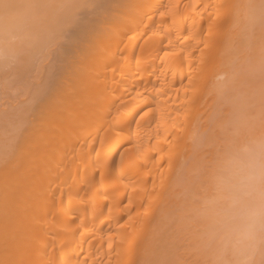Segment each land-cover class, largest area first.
Returning <instances> with one entry per match:
<instances>
[{"label": "bare ground", "instance_id": "obj_1", "mask_svg": "<svg viewBox=\"0 0 264 264\" xmlns=\"http://www.w3.org/2000/svg\"><path fill=\"white\" fill-rule=\"evenodd\" d=\"M11 76L26 85L0 110V264H153L194 173L229 206L205 203L214 226L181 194L202 235L228 234L212 264H264V0H2L0 92Z\"/></svg>", "mask_w": 264, "mask_h": 264}, {"label": "rangeland", "instance_id": "obj_2", "mask_svg": "<svg viewBox=\"0 0 264 264\" xmlns=\"http://www.w3.org/2000/svg\"><path fill=\"white\" fill-rule=\"evenodd\" d=\"M5 70L8 71L7 68H6ZM9 70H10V69H9ZM11 71H12V70H10V71L7 72V76H8V73H9V74L11 73ZM3 74H4V73H3ZM5 74H6V72H5ZM7 76L5 75V76H3V77H7ZM11 77H12V79H13L15 76H11ZM11 77H10V78L8 77L9 80H12ZM25 77H26V79H27V78L30 77V75H29L28 77H27V76H24L23 78H25ZM18 78H19V77H18ZM23 78H21L20 81H21V82H22V81H25V82H26L27 80H26V79H23ZM29 79H30V78H29ZM29 79H28V80H29ZM0 80H1V78H0ZM6 80L9 81L8 79H6ZM14 80H15V79H13L12 82L15 84L16 88H14L13 91H11L12 89H11V90H9V89H10V88H13V87H11V86H13L14 84H13V85L8 84V85H10V86L8 87V90L6 91L7 94H6L5 92H0L1 95H2V96L0 95L1 98L5 97V99L3 98V99L1 100V104H2V105H0V108H1L0 110H1V111L4 109V107L7 108V109H8V107H10V108L8 109V110H10L11 107H14V106L16 105V101H15V100H17L18 97H15V96L17 95V93H19V95H17V96H19V98H20V97H23V96H22L23 93L21 92L22 89H21V91H20V88H18V87H24V86L26 85V83H23V82H22V83L25 84V85L22 86L23 84H22V85L19 84V85H20V86H19L18 83H17L18 81H14ZM18 80H19V79H18ZM7 81H6V82H7ZM20 81H19V82H20ZM29 81H30V80H29ZM6 82H5V83H6ZM3 83H4V82H3ZM3 83H1L0 85H2ZM9 83H10V82H9ZM5 85H6V84H5ZM5 85H4V86H5ZM2 86H3V85H2ZM2 86H1V87H2ZM1 89H3V91L6 90L5 87H4V88H3V87L0 88V90H1ZM4 89H5V90H4ZM16 89H17L18 91H17ZM15 90H16V92H15ZM1 91H2V90H1ZM13 92H15L13 98H16V99H14L13 101H11L12 98H10V99H8V98H9V96H10V97L13 96ZM20 93H21V96H20ZM5 94H6V96H5ZM1 98H0V99H1ZM23 98H24V97H23ZM5 100H6L7 102H5ZM18 100H19L20 102L22 101V100H20V99H18ZM9 101H11V102H10V105L12 104V102H15V105H14V103H13L14 106H13V105L10 106L9 103H8ZM19 101H17V105H20V102H19ZM254 101H255V100H254ZM256 101H257V100H256ZM4 103H6V105H9V106H5ZM255 103H257V102H255ZM259 103H260V102H259ZM253 104H254V103H253ZM257 104H258V103H257ZM3 105H4V106H3ZM17 105H16L15 107H17ZM21 105H23V103H22ZM254 105H255V104H254ZM2 107H3V108H2ZM15 107H14V109H16ZM21 107H22V106H18L19 110L21 109ZM251 107H252V108H250V106H249L248 108H250V109H252V110L254 111V106H251ZM256 107H258V106H256ZM256 107H255V109H256ZM7 109H4L6 113L9 112ZM14 109H11L10 111H12V110H14ZM250 109H247L248 112H249ZM17 110H18V109H17ZM252 110H250V112L256 114V113L253 112ZM256 111H257V110H256ZM5 112H3V114H5V117H6V113H5ZM14 112H15V111H14ZM1 113H2V112H1ZM7 114H8V113H7ZM10 114H11V112H10ZM12 114H13V113H12ZM250 114H251V113H250ZM254 114H251L252 117L249 115L251 119H253V116H255ZM14 115H15V114H14ZM16 115H17V114H16ZM258 115H259V114H257V117H259V118L262 116V115H259V116H258ZM1 116H2V115H1ZM10 116H11V115H10ZM3 117H4V116H2V119H3ZM5 117H4V118H5ZM13 117H14V116H13ZM255 117H256V116H255ZM16 118L19 119V116L16 117ZM262 118H263V117H262ZM5 119H6V118H5ZM9 119H10V118H9ZM9 119H8V120H9ZM11 119H12V118H11ZM20 119H21V118H20ZM20 119H19V120H20ZM254 119H255V118H254ZM8 120H6V122H4V123L7 124V125H8V123H9V121H10V120H9V121H8ZM249 120H250V119H249ZM260 120H262L261 123L264 121V120L261 119V118L259 119V121H260ZM14 121H15V120H14ZM23 121H24V124L22 123V120H21L19 123H20V125L23 124L24 127H25V120H23ZM251 121H252V120H251ZM259 121H258V122H259ZM1 122H2V121H1ZM1 122H0V123H1ZM7 122H8V123H7ZM12 122H13V121H12ZM17 122H18V120H17ZM19 123H18V124H19ZM248 123L250 124V121H249ZM252 123H253V122H252ZM259 123H260V122H259ZM261 123H260V124H261ZM263 123H264V122H263ZM1 124H2V123H1ZM254 124H255V123H254ZM260 124H258L260 127H257V129H258V128H261V126H262V129H264V128H263V124H261V125H260ZM7 125H5V126H7ZM9 125H10V123H9ZM11 125H12V123H11ZM11 125H10V126H11ZM239 125H240V124H239ZM1 126H4V124L1 125ZM1 126H0V128H1ZM12 126H13V125H12ZM247 126H248V124H247ZM249 126H250V125H249ZM249 126H248V129L250 128ZM16 127H17V126H16ZM237 127H238V126H237ZM245 127H246V125L244 124V127L242 126V128H245ZM251 127H252V126H251ZM8 128H9V126H8ZM14 128H15V126H14ZM239 128H241V125L239 126ZM239 128H238V131H239ZM253 129H254V128H253ZM255 129H256V127H255ZM0 130H1V131H0V134H1L2 130L4 131L5 129H0ZM8 130H9V129H8ZM10 131H11V130H10ZM238 131L236 130V132H238ZM240 131H241V129H240ZM4 132H5V131H4ZM4 132H2V133H3V136H4V134H5ZM8 132H9V131H8ZM243 132H244V131H243ZM234 133H235V132H234ZM238 133H239V132H238ZM238 133L236 134V135H238V137H239L240 135H242V133H241V134H240V133L238 134ZM5 135H6V134H5ZM230 135H231V134H230ZM232 135H233V134H232ZM232 135H231V136H232ZM236 135H235V136L233 135V141H234L235 139H236V141H237V142L234 141V142H233L234 144H238L239 142H241V141H242L241 137L244 136V135L240 136V141L238 142L239 139L237 140V138H235V137H237ZM1 136H2V135H1ZM10 136H11V135H10ZM10 136H9V137H10ZM221 137H222V136H221ZM3 138H5V137H3ZM3 138L0 139V140H2V144L0 143V146H1V145H2V146H3V145L5 146V144H6V143L3 144V142L5 141V140L3 141ZM6 138H7V137H6ZM243 138H244V137H243ZM8 139H9V138H8ZM8 139H6V140H8ZM219 139H220V138H219ZM220 140H221V141L223 140V143H224V138H223V137H222V139H220ZM225 140H226V139H225ZM218 141H219V140H217V142H218ZM6 142L8 143L9 141H6ZM219 142H220V141H219ZM219 142H218V143H219ZM218 143H217V144H218ZM221 143H222V142H221ZM214 145H215V144H214ZM222 145H223V144H222ZM222 145L220 144V146H219L220 148L217 146V147H218V150H220V149L222 148V147H221ZM2 146H1V147H2ZM4 146H3V147H4ZM215 146H216V145H215ZM215 146H214V148H215ZM3 147H2V148H3ZM217 147H216V148H217ZM196 175H197V176H196ZM195 176L198 177L199 179L196 178ZM199 176H200V177H199ZM199 176H198V174H195V173H194V175L191 176V178H190V181H193L192 178H194V181L197 179V181H195V183H194V185H193V186H195V185L197 184L195 188H193V186L190 187V185H189V187H190L191 189H194V191L192 190L193 193H192V192H191V193L188 192V190L190 191V188L187 187V189H188V190H187L188 194L185 192V191H186V188H185L184 191H182V192L179 194V196H177L179 199L176 198V200H177V199H178V200L181 199V200H180V203L182 202V203H185L186 205H188V202H189L188 199H186V201H185V197H186V196L183 197V195H181V194H184V192H185L184 195H187V196L189 195L190 198L193 196V197L191 198L192 201H190V202H191L193 205H194V204L197 205V202H198V205H199V204H200V205H199L198 207H197V206H192V208L197 207L198 210H199V209L201 210V208H203L201 211L207 209V210H205V211L202 212V213H205V214H204V216H205V215H209V214H210L209 212L212 213V212H213V211H212L213 208L216 207V210H217V207H218V204H219V203L216 202V201H214L215 196H214V197H208V198H210V199H207V197L204 199L205 196L203 197L202 194H206V192L203 193L204 191L201 192L200 190H197V189L199 188V186H201V185H202V187L200 188L201 190H202V188H204V186H207L206 183H204L203 180H201V175H200V174H199ZM195 178H196V179H195ZM191 179H192V180H191ZM199 180L201 181V185L199 184V186H198V183H197V182H198ZM200 181H199V182H200ZM187 182H188V181H187ZM202 182H203L204 185L202 184ZM185 185H187V183H186ZM197 187H198V188H197ZM204 189H205V188H204ZM189 193H190V194H189ZM196 193H197V194H196ZM200 193H201V195H198V194H200ZM193 194H194V195H193ZM195 194H196L197 197H195ZM191 195H192V196H191ZM189 196H188L187 198H189ZM198 196L201 197V198L203 197V198H202V200L204 199L203 202H202V200H201ZM194 197H195V198H194ZM193 198H194V199H193ZM197 198H199V200L196 202ZM211 198H213V199H212L213 202H212V205H210V206H211V207L213 206V208H209V207H207V204L210 203V201H212ZM195 199H196V200H195ZM183 200H184V201H183ZM194 200H195V203L193 202ZM208 200H209V201H208ZM204 201H205V202H204ZM207 201H208V202H207ZM214 202H216V203H214ZM205 203H207L206 206H205ZM227 203H228V202H227ZM192 204L189 203L190 206H191ZM201 204H203L202 207H201ZM210 204H211V203H210ZM213 204H214V205H213ZM216 204H217V205H216ZM186 205H181V204H179V206H181V207H179L180 209L178 208V210L181 212L182 215H183V213H187V212H190V210H192V209H190L191 207H190L189 205H188V206H186ZM208 205H209V204H208ZM184 207H185V209H184ZM187 207L189 208V211H187V210H188ZM206 207H207V208H206ZM223 207H224V206H223ZM226 207H229V206L226 205L225 208L223 209L222 206L219 205L218 209L222 208L223 210H225ZM204 208H205V209H204ZM208 208H209V209H208ZM186 209H187V210H186ZM194 209H196V208H194ZM197 209H196V210H193V211H195L194 213H193V211H191L192 213H189L190 215H189L188 217H183V216H181L180 212L177 211V210H176V213H175V214H177V215H176L177 217H176L175 219H174V217H171L173 213L170 215V217L173 218V219H172V222H173V223H172V226H171V224H170V223H171V218H169L170 221H169V220L167 221V222H170V223H168L169 226H168V225H165L166 228H164V231H166V232H163V233H162L161 238H162L163 240L160 238V241L162 240V243H159V245L161 244L160 246L158 245V248H160V247L162 248L163 246H165L164 249H166V250H164V249L160 250V249H161V248H160V249H158V250H160V252L157 251V252H158L157 254H159V255H162L161 252H162L163 250H164L165 252L167 251V254H169V255H167V254L165 255V252H164L165 257H164V256H161L160 259H163V260H160V263H159V262L156 263V261L159 260V257H158L159 255L156 256V257H155V261H154L153 264H162L161 261H162L164 264H168L170 261H171V262H170L169 264H175V263H176V264H184V262H186L187 264H188V263H189V264H207V263L210 262V263L212 264V257H213V256H211V254H214V255L216 254L215 251H213V248H214L215 245L217 244V243H216V240L218 239V236H217V235L220 236V234L218 233V234L216 235V236H217L216 239H214L215 237H214V238L212 237V234H213V233H211V236H210V237H207V236H206V235H208V234H206V231H205V234H206V235H205V234L202 235V234H203L202 232H204V231H203L204 229H202L201 227H204V226H205V224L203 225V223L205 222V219H204V221H203V220H197L198 217H201V216L203 215V214L201 213L200 210H199L200 212H199L198 214L201 213V214H202L201 216H199L198 214L194 215L195 213H197V211H198ZM210 209H211V210H210ZM227 209H229V208H227ZM216 210H214V212H213V214H212L213 218H212V217H209V220H211V219H212V220H213V219H214V220H218V217H219V216H220V218H221V213H220V211H219V213H220V215H219L218 210H217V213H218V214L215 212ZM230 210H231V209H229V211H230ZM182 211H183V212H182ZM206 211H207V213H206ZM229 211H228V212H229ZM177 212H179V214H180L179 217H180V218L178 217V213H177ZM231 212H232V211H230L229 213H231ZM226 213H227V210H226ZM229 213H228V215H231V214H229ZM214 214H217V215H219V216L215 217L216 215L214 216ZM186 215H188V214H186ZM186 215L184 214V216H186ZM191 215H192V216H191ZM193 215H194V217H193ZM228 215L226 214L227 217H229ZM196 216H198V217H196ZM181 217H183L184 219H182ZM207 217H208V216H207ZM177 218H178V219H177ZM185 218H186V220H185ZM188 218H189V220H188ZM216 218H217V219H216ZM176 219H177V220H180V221H178V223H177ZM190 219H195L197 222H196L195 220H190ZM200 219H202V218H200ZM224 219H226V218H224ZM173 220H174V221H173ZM183 220H184V221H183ZM214 220H213L214 226H215L216 224L219 226V224H220L221 222H223V219L221 220V222L217 221L216 223H215ZM229 220H230V219L226 220V225H228V223L231 224V222H230ZM182 221H183L184 223H183ZM188 221H189L190 223L192 222L193 224H194V222H195V224L198 223V225H196L197 228H195V226L193 227V224L191 225L190 223H187ZM227 221H228V223H227ZM179 222H180V223H179ZM201 222H202V223H201ZM206 222L209 223V221H206ZM206 222H205V223H206ZM186 223H187V224H186ZM213 223H212V224H213ZM174 224H175V226H173ZM183 224H186V225L190 224V226H186V225L183 226ZM195 224H194V225H195ZM210 224H211V223H210ZM210 224H206V225L210 226ZM212 224H211V226H212ZM224 224H225V222H224ZM177 225H178V226H177ZM201 225H203V226H201ZM220 225H221V224H220ZM222 225H223V223H222ZM226 225H224V226H226ZM167 226H168V227H167ZM176 226H177V227H176ZM181 226H182V227H181ZM191 226H192V227H191ZM199 226H200V227H199ZM211 226H210V227H211ZM218 226H217V228H215V229L212 230V231L214 232L215 230H218V229H219ZM224 226H222L223 229H221V231H223V230L225 229ZM173 227H176V228H173ZM183 227H184V228L186 227V228H185L186 230L184 229L183 232H182V231L180 232V229L182 230ZM232 227H233V226H232ZM232 227H231V228H232ZM169 228H172V230L169 229ZM231 228H230V229H231ZM165 229H166V230H165ZM206 229H207V228H206ZM210 229H212V227L209 228L208 230H210ZM192 230H193V231L197 230V231L199 232L198 237L200 236V234L202 235V238H201V239H202L203 241L201 242V241L198 240V241L200 242V243L198 242V243H199V244H198V245H199V248H201L200 245H202V243L204 242V236H205V240H206L207 238H209V239H208V240H209V243H210V244H213V243H214V245H211V246H210V244L207 242L208 246H206V247L203 249L204 252H203L202 250H201V251H198V250H200V249L197 248L198 246L196 247V249H198L197 251H195V252L192 251V252H191V250H192L193 248H195V245H196V244H194V242H192L193 244L191 245V243H190L189 241H190V239L194 240L195 237L197 236V231H195V235H196V236L190 238V237H191V236H190V233L193 232ZM225 230H228V227H227ZM187 231H189V232H187ZM200 231H201V232H200ZM230 231H232V230H230ZM230 231H229V232H230ZM186 232H187V233H186ZM207 232H211V231H207ZM218 232H219V230H218ZM225 232H227V231H224L223 234H225ZM185 233H186V234H185ZM221 233H222V232H221ZM164 234H165L166 236H165ZM169 234L172 235V236L169 238L170 241H169V239L167 238V237L170 236ZM182 234H183V235H182ZM184 234H185V235H184ZM214 234H215V233H214ZM232 234H233V233H232ZM163 235H164L165 237H164ZM167 235H168V236H167ZM233 235H234V234H233ZM173 236H176V237H173ZM185 236H186V237H185ZM187 236H190V237L187 238ZM192 236H193V235H192ZM213 236H214V235H213ZM227 236H228V234L226 233V235L223 237V240H224V238L227 237ZM211 237H212V240L214 239L213 241L211 240ZM193 238H194V239H193ZM229 238H230V237H229ZM166 239H167L168 244H167V242L164 243ZM219 239H221V241L223 242L221 236L219 237ZM219 239H218V240H219ZM226 239H227V238H226ZM192 240H191V241H192ZM210 240H211V241H210ZM218 240H217V241H218ZM230 240H232V238L228 239L226 242L228 243ZM160 241H159V242H160ZM163 241H164V242H163ZM171 241H172V244H171ZM206 241H207V240H206ZM221 241H219L220 244H221ZM169 242H170V243H169ZM195 242H197V241L195 240ZM175 243H177V244H175ZM188 243H190V244H188ZM204 243H205V242H204ZM215 243H216V244H215ZM227 243H226V244L223 243V245L225 244V245L231 246V247H232V248H231V252L234 251V249H233V245H231L232 243H229L230 245L227 244ZM166 244H167L168 246H167ZM169 244H171V245H169ZM186 244H187V246H186ZM207 244H206V245H207ZM203 245L205 246V244H203ZM223 245H222V246H223ZM225 245H224V249H223V247H221V248L223 249V251H221L222 253H224V252H225V251H224L225 248L228 247V246L225 247ZM204 246H203V247H204ZM189 247H190V248H189ZM203 247H202V248H203ZM209 247H210V248H209ZM216 247L218 248V246H216ZM216 247H215V248H216ZM219 247H220V246H219ZM221 248H219V249H221ZM229 248H230V247H229ZM229 248H227L228 251H230ZM207 249H208V250H207ZM232 249H233V250H232ZM193 250H194V249H193ZM210 250H211V251H210ZM217 250H218V249H216V252H217ZM169 252H170V253H169ZM199 252H200V253H199ZM205 252H206V253H205ZM209 252H211V253L209 254ZM212 252H214V253H212ZM218 252H219V251H218ZM218 252H217V253H218ZM221 252H220V253H221ZM160 253H161V254H160ZM190 253H191V254H190ZM192 253H194L195 255L193 256ZM197 253H198V255H197ZM201 253H202V254H201ZM220 253H219V255H220ZM222 253H221V254H222ZM228 253H230V252H228ZM204 254H206V255H204ZM200 255H201V256H200ZM207 255H208V256H207ZM222 255H223V254H222ZM222 255H220L221 258H222V257L224 258V255H228V254H227V250H226L225 254H224L223 256H222ZM234 255H235V254H234ZM234 255L230 253V255H228V256H229V259L234 258V257H235ZM199 256L202 257V258L196 259V257H199ZM206 256H207V257H206ZM230 256H231V257H230ZM232 256H233V257H232ZM162 257H163V258H162ZM203 257H204V259H203ZM217 257H218V255H217ZM220 257H219L218 259H221ZM157 258H158V259H157ZM214 258H216V256H215ZM223 258H222V259H223ZM227 258H228V257H227ZM156 259H157V260H156ZM164 259H165V261H164ZM200 259H201V260H200ZM202 259H203V260H202ZM235 259H236V258H234L233 262H232V260L230 261V262H232L231 264H233V263L236 264V260H235ZM181 260H182V261H181ZM183 260H184V261H183ZM197 260H198V263L196 262ZM224 260L227 261L226 256H225ZM205 261H206L207 263H205ZM208 261H209V262H208ZM213 261H217V258H216V260L213 259ZM219 261H221V260H219ZM226 261H224V263L221 262V264H225V263H226V264H227V263L230 264L229 261H227V262H226ZM172 262H173V263H172ZM177 262H178V263H177ZM190 262H192V263H190ZM186 263H185V264H186ZM213 263L215 264V262H213ZM217 263L220 264V262H217ZM217 263H216V264H217Z\"/></svg>", "mask_w": 264, "mask_h": 264}, {"label": "clouds", "instance_id": "obj_3", "mask_svg": "<svg viewBox=\"0 0 264 264\" xmlns=\"http://www.w3.org/2000/svg\"><path fill=\"white\" fill-rule=\"evenodd\" d=\"M260 177L264 178V160L260 163ZM256 214L259 218L264 219V206H261L256 210Z\"/></svg>", "mask_w": 264, "mask_h": 264}, {"label": "snow or ice", "instance_id": "obj_4", "mask_svg": "<svg viewBox=\"0 0 264 264\" xmlns=\"http://www.w3.org/2000/svg\"><path fill=\"white\" fill-rule=\"evenodd\" d=\"M0 2H2V0H0ZM3 6H4V8H9V7H11L12 5H11V4H8V3H4Z\"/></svg>", "mask_w": 264, "mask_h": 264}]
</instances>
